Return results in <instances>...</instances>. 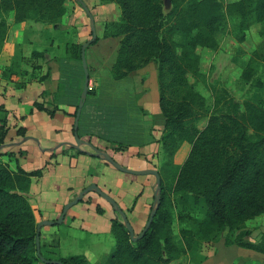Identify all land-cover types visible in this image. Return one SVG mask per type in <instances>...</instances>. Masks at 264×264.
<instances>
[{
  "label": "trees",
  "instance_id": "trees-1",
  "mask_svg": "<svg viewBox=\"0 0 264 264\" xmlns=\"http://www.w3.org/2000/svg\"><path fill=\"white\" fill-rule=\"evenodd\" d=\"M169 1L171 8L166 12L165 0H101L104 4H116L121 10L120 20L105 24L102 36L121 39L111 68L113 80H127L155 63L163 129L158 139L152 134L156 121L149 124L148 132L146 126L144 130L146 112L135 103L132 90L125 91L116 105L98 108L101 119L98 124L90 123L88 109L101 90L89 87L78 135L97 137L108 148L122 153L132 146L145 147L156 142L167 160L158 170L162 178L161 205L150 229L144 237L133 241L123 222L117 217L111 219L115 247L99 264H171L195 253L201 244L214 243L222 237L228 246L264 254V244L252 241L253 231L247 228L248 221L258 219L259 224L264 219V108L251 100L236 101L225 88H214V102L209 110L206 97L191 82V78L201 76L200 51L219 49L217 35L226 16L240 20L239 44L246 40L248 30L260 26L263 43L253 52L242 73V79L252 81L254 62L264 63V0L229 4L222 0ZM69 4L70 0H0V55L9 31L8 16L12 15L15 23L34 21L60 30ZM176 36L185 40L177 41ZM100 39L97 37L91 45ZM82 46L72 41L64 46V56L80 63L79 77L62 67L60 88L55 94L58 102L35 103L36 109L53 116L60 105L73 106L76 118L85 83ZM44 55L34 52L32 56ZM21 60L17 56L16 62L4 68V77L19 76ZM89 70L91 73L90 66ZM7 115L8 111L0 107V144L8 133ZM203 118L207 119L206 124L200 128L198 123ZM146 133L149 140L144 142ZM184 143H189L191 150L184 163L176 166L175 156ZM172 174L174 181L168 190L165 181ZM42 175V169L27 171L18 167L13 171L0 160V264H41L36 248L38 223L28 194L32 179ZM172 198H178L184 210L199 205L204 210V217L194 220L196 230L180 231V242L173 227ZM96 212L105 214L100 205ZM226 231L228 236H220ZM43 247L42 256L54 260L44 256ZM55 260L63 264H90L81 255Z\"/></svg>",
  "mask_w": 264,
  "mask_h": 264
},
{
  "label": "crops",
  "instance_id": "crops-1",
  "mask_svg": "<svg viewBox=\"0 0 264 264\" xmlns=\"http://www.w3.org/2000/svg\"><path fill=\"white\" fill-rule=\"evenodd\" d=\"M89 5L94 0H84ZM90 6V5H89ZM107 10H116L113 5H102ZM75 30L61 29L57 38L46 41V35L54 31L52 25H45L34 21L15 23L13 16H8L9 31L0 55V107L8 111V133L3 143L0 144V160L7 164L11 170L16 171L22 167L27 171L43 170L42 177L32 179V187L28 198L34 211L37 223L43 221H57L60 219L65 205L73 201L85 188L91 184H97L102 190H106L99 180L114 184L124 195L118 199L111 195L118 204L125 209L135 205L132 201L133 192H145L146 184H149L152 176H123L116 172L109 163L102 158L89 154L93 152L86 145L76 150L72 145L76 144L74 133L75 108L68 105H60L55 115L50 116L46 112L34 107L35 103L50 104L57 101L55 94L58 92L62 77L61 69L79 77L80 63L68 60L65 55L67 42L82 43L83 27L85 24L81 12H76ZM88 16V15H87ZM80 21V23H79ZM106 23H103V28ZM78 31V32H77ZM78 39H77V34ZM120 38H107L106 40ZM115 42V41H114ZM108 42L106 54L112 53L111 63L108 67L97 58L89 56L87 49V61L91 67V88H96L94 82L100 85L101 92L88 109L87 119L90 123L101 119L98 108L102 105H116L122 99V88L127 85L128 78L122 82H116L111 75V68L115 63L118 43ZM111 50V51H110ZM34 52H44V57L32 56ZM22 57L20 61L21 73L11 78L4 77V68L16 62V57ZM147 68V66L145 67ZM143 68V69H145ZM135 73H141L145 70ZM50 72V77L43 78ZM75 80V79H74ZM125 86H124V85ZM19 85V86H18ZM122 85V86H121ZM69 87V86H68ZM121 87V89H119ZM132 90V97L137 105L144 109V130L148 132L149 124L154 125L158 111L159 92H153L149 88ZM127 91V90H126ZM154 98L157 99L156 104ZM160 108V105H159ZM96 125V124H95ZM155 128V125L153 127ZM153 129V130H154ZM163 129V126H162ZM161 129V131H162ZM23 131V133H20ZM153 137L156 135L152 131ZM161 136V134H160ZM144 142L149 140L146 133ZM82 140L107 152L121 165L135 170L150 169L143 157L138 156L142 150L148 153V143L145 147L132 146L126 152H115L108 148V144L97 137L85 135ZM159 151L160 145L156 144ZM79 152H83L79 154ZM119 171V170H118ZM120 172V171H119ZM123 173V172H121ZM126 174V173H125ZM130 175V174H129ZM144 177L142 181L130 180ZM106 192V191H105ZM108 193V192H107ZM109 194V193H108ZM90 197V198H89ZM96 197V200L93 199ZM96 193L86 196L84 201L72 207L66 214L61 224L43 226L40 233L41 245L46 249L54 250L56 258H68L70 256H84L90 264L101 263L115 247V238L111 232V219L116 218L111 206L104 207L105 214L96 212V206L101 205ZM137 216L130 220L134 231L146 225L143 218L147 214L146 205L140 209L135 207ZM115 212V211H114ZM150 215V213H149ZM148 215V216H149ZM128 217V216H127ZM149 218V217H148ZM148 222V220H147ZM147 224V223H146ZM257 229L263 233L260 242L264 244V219L257 225ZM256 230V231H258ZM143 231V230H142ZM112 235L113 238H110ZM252 238L257 239L252 233ZM252 238H250L252 240ZM172 264H264V254L238 247L226 245L225 238L214 243H203L195 253H188L173 261Z\"/></svg>",
  "mask_w": 264,
  "mask_h": 264
},
{
  "label": "rangeland",
  "instance_id": "rangeland-1",
  "mask_svg": "<svg viewBox=\"0 0 264 264\" xmlns=\"http://www.w3.org/2000/svg\"><path fill=\"white\" fill-rule=\"evenodd\" d=\"M222 1L225 4H229L232 2H236L238 0H222ZM89 5L87 6L90 9L95 19L97 37H100L101 39L96 45L89 46L88 53L89 56H91V58L96 57L97 60H99L100 62H104L103 65L105 67H108L111 63V56H112V53L110 52L104 55L106 53L107 45L109 44L108 42L115 41L118 43L119 46V39H111V40L103 39L102 37L104 33L103 23L107 24L109 22L119 21L121 16V10L118 5L104 4L101 2V0L91 1ZM102 5H113L114 8H116V10L111 11L109 9L107 11H104L105 9H102L101 11L100 7ZM170 8H171L170 2H168V0H165V11L168 12ZM78 11L81 12L83 16V21L81 22L85 24L84 26L82 25L79 26L80 28L82 27L84 28L83 34H81L80 36L85 35L82 37L83 38L82 43H86L92 39L91 21L79 2H77L76 0H70L69 12L62 20L61 25L63 28H67L69 32H71V30L76 31V29L78 28L76 27V23L78 22V19L76 18V14H77L76 12ZM239 22L240 20L237 17H228V16L224 17L222 20L220 31L217 35L220 46L219 49L217 51H213L209 49L200 51L202 57L201 76L198 79L191 78V82L195 83L199 91L206 97L208 101L209 110L212 109L214 102L213 92H212L214 88H218V89L225 88L231 93V95L236 101L243 102L245 100H251L254 103L264 108V63L261 61L254 62L255 74L252 81L246 82L244 79H242L243 70L245 69L250 58L252 57L253 52L255 50L260 49L263 43V38L260 37L259 35L260 26L255 25L250 30H248L246 32V40L242 44H239L238 43ZM61 29L60 30L54 29V31H50L48 35H46V41L52 39L53 37L57 38L59 31H61ZM80 36H78L77 34V39ZM175 39L177 41H184L185 37L176 36ZM143 70L145 71L141 73H134L131 75V79L127 81V85L125 86L123 84L125 86L122 88L123 92L134 88L135 91L136 88L138 90L140 89L144 90L147 87L151 89L153 92L158 93L157 65L155 63H150L147 66V68ZM92 86L100 87V85L98 86L96 82H94V85L92 84ZM119 89H121V87ZM156 102L157 99L154 98V103L156 104ZM157 107H158V111L160 112L158 103H157ZM155 118H156L155 128L156 127L157 128L156 129L153 128L154 129L153 131L156 132V135H154V139H158L160 138V134H161L163 117L160 115ZM206 120H207L206 118H203L198 123V126L200 128H203L206 124ZM153 144L154 145L149 147L148 153L145 150H142L138 156L146 159L144 161L147 162L146 165L148 164L150 169L160 170L163 166V162H166L167 159L161 155L156 145L158 143L153 142ZM190 150H191V145L189 143H184L182 145L181 149L175 156L176 166H181L184 163V161L189 155ZM116 172L119 174H123V176L127 175L126 177L132 178V175L121 173L118 170H116ZM143 179L144 177H138L136 179L133 178L130 180L142 181ZM150 180L151 181L149 182V184H146V187L144 188L145 192H143V194L139 193L140 190H138V193L137 191L133 192L132 201L134 200L135 202L134 207L132 208L133 206L132 205L128 209L122 208L126 212L129 221L130 220L134 221L135 216H137L135 207H137V209H140L145 204L146 208L148 207V209L146 211L147 214L143 218V224L146 225L149 217L148 215L155 207L156 179L154 176H152ZM173 181H174V177L172 174V176L165 181L168 190L170 187H172ZM99 183L106 189L105 190L106 192H108L110 195H114V197H117L118 199L122 198V194L124 195V193H122L116 186H114V184L108 182L104 184V182H102L101 180H99ZM90 194L91 193L87 194L86 196ZM93 199L96 200V197ZM172 199L174 202V207L172 208V213L174 216L173 227L175 233L177 234L176 236L178 237V240L180 242L181 240L183 241L180 235V231L183 229L196 230L194 220L203 218L204 210L201 205L193 206L190 210H184L183 207L180 205L178 198H172ZM97 200L101 202V205L100 204L99 205L103 209L104 207L110 206V204L102 197H100ZM113 214L115 217H117L119 220L123 222L122 217L119 213L113 211ZM257 225H258V219L247 222V228L249 230H252L254 236L258 238L257 240L251 237L252 241L254 242L260 241L263 235V233H261L262 231L257 229L258 228ZM142 230L143 229L141 228L137 229L135 232L136 236L139 235L142 232ZM220 236H228L227 231L220 234ZM109 237L113 238L112 235H109ZM42 251L44 256L50 257L54 260L57 259L54 250L48 251L46 249V246H44ZM104 260L102 262H104ZM41 264L44 263L41 262Z\"/></svg>",
  "mask_w": 264,
  "mask_h": 264
},
{
  "label": "water",
  "instance_id": "water-1",
  "mask_svg": "<svg viewBox=\"0 0 264 264\" xmlns=\"http://www.w3.org/2000/svg\"><path fill=\"white\" fill-rule=\"evenodd\" d=\"M76 1L81 4V6L85 10L86 14L88 15V17L91 21L92 39L89 40L88 42L84 43L82 46V64H83V69H84V73H85V83H84V88H83V92L81 95V99L79 102V108H78L77 115H76L75 122H74V133H75L76 144L72 145V147L76 150H80L81 146H83V145L88 146L93 151V152H89V154L102 158L105 162L109 163L110 165H112L114 168H116L120 172L130 174V175H134V176H154L156 179L155 207L152 209V211L150 213V216L148 218V222H147L145 228L143 229V231L139 235L136 236L134 228L132 227L130 221L128 220L126 212L122 209V207L118 204V202L110 194H108L107 192L102 190L97 184H95V183L91 184L89 187L85 188L73 201H71L70 203L65 205V207L63 209V213H62L59 220H57V221H43V222L38 223L37 233H36L37 255L41 259V262L44 264H63V263L59 260H48L42 256V254H41V239H40V233H41L42 227L43 226H53L55 224H61L64 221V218H65L66 214L68 213V211L72 207H74L75 205L81 203L85 199L87 194L93 193V192L98 194L100 197H102L104 200H106L110 204V206L113 208V210L115 212H117L121 215L122 220H123V224L127 228L128 232L130 234V237L133 241H137V240L141 239L148 232V230L150 229V227L153 223V220H154V218L158 212V209L161 205L162 178H161L160 172L157 169L135 170V169L127 168V167L121 165L120 163H118L107 152L102 151L101 149L93 146L91 143L82 140L78 135L79 121H80L82 109H83V107L85 105V101L87 99V95H88V91H89V85H90V70H89V65H88V61H87V49L89 48V46L93 42L96 41L97 34H96L95 19L92 15L90 9L88 8V6L85 4V2L83 0H76ZM168 2H170V1L168 0Z\"/></svg>",
  "mask_w": 264,
  "mask_h": 264
}]
</instances>
